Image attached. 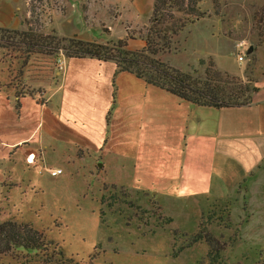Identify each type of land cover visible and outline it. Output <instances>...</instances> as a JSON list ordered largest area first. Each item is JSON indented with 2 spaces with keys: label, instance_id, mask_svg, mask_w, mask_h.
I'll return each mask as SVG.
<instances>
[{
  "label": "rangeland",
  "instance_id": "1",
  "mask_svg": "<svg viewBox=\"0 0 264 264\" xmlns=\"http://www.w3.org/2000/svg\"><path fill=\"white\" fill-rule=\"evenodd\" d=\"M153 6L154 0H29L26 10L27 17L38 20L41 32L49 33L53 25L76 14L80 30L107 38L111 26L116 40L125 32L127 20L138 27L135 31H145ZM201 7L207 15L184 29L175 48L161 58L199 74L205 69L199 61L213 60L219 69L243 78L250 75L249 65H255L252 75L264 82V36L260 45L256 20L264 17V0L221 1L218 9L212 0H204ZM208 32L219 38H210ZM240 54L246 58L240 60ZM64 56L61 53L59 58ZM44 59L45 55L33 56L21 73L22 59L9 70L7 64L1 65L5 76H10L8 82L15 78L14 84L37 89L52 86L61 67L58 59L50 67ZM131 89L143 95V101L137 102L143 104L144 113L129 115L131 129L121 135V145L85 149L79 159L66 145L56 150L32 145L0 165V224L8 223L10 234L15 227L37 230L72 259L66 264H199L210 248L205 241L185 248L178 257L174 254L202 227L213 234L214 245L225 248V264H264V207L259 191L251 202L246 187L222 198L203 196L209 182L203 174L189 171L191 148L183 140L172 147L170 140L168 112L181 115L176 97L145 82L128 85L127 91ZM152 117L161 123L159 136L151 129ZM139 125L141 140L135 132ZM50 167L64 173L53 177ZM5 235L0 232V264L56 259L52 246L44 252L20 245L6 249Z\"/></svg>",
  "mask_w": 264,
  "mask_h": 264
},
{
  "label": "crops",
  "instance_id": "2",
  "mask_svg": "<svg viewBox=\"0 0 264 264\" xmlns=\"http://www.w3.org/2000/svg\"><path fill=\"white\" fill-rule=\"evenodd\" d=\"M28 1L0 0V27L24 29V20L29 16ZM119 2L122 10L125 9ZM76 17L75 14L59 21L49 32L55 30L62 36L78 35L102 43L114 38L111 26L107 38H97L85 29L80 30ZM119 17H123V12ZM81 21L87 28L91 27L84 17ZM123 26L125 32L118 39L127 37L128 28H138L128 20ZM208 35L219 38L215 33L208 32ZM144 45L139 34L129 38L132 49ZM60 66L52 86L32 88L29 91L34 95L20 96L8 84V76L0 63V165L15 158L20 149L32 145L53 150L66 145L74 151L76 159L85 149H114L113 144L123 143L121 135L130 132L129 115L138 112L142 117L143 104L138 106V102L143 101V95L133 89L128 92L127 87L142 84L143 79L127 72L116 74L113 61L93 57L64 56ZM256 86L258 91L251 104L220 109L189 103L173 94L181 115L168 112L172 147L183 140L191 148L187 154L192 158L189 171L205 176L209 185L203 196L207 198H222L246 187L248 200L251 202L259 191L264 207V82L258 79ZM151 119V129L159 136L163 132L161 123L154 117ZM137 127L135 132L141 140L142 125Z\"/></svg>",
  "mask_w": 264,
  "mask_h": 264
},
{
  "label": "trees",
  "instance_id": "3",
  "mask_svg": "<svg viewBox=\"0 0 264 264\" xmlns=\"http://www.w3.org/2000/svg\"><path fill=\"white\" fill-rule=\"evenodd\" d=\"M203 1L154 0L152 15L145 31L128 28L127 37L110 39L106 43L85 40L78 35L62 36L55 30L44 33L40 31L39 26L41 25H37V19V21H32L31 18L26 17L24 29L0 27V63L7 64L9 70L15 61L20 64L22 59L23 63L18 69V73H21L23 68L30 64L32 57L38 54L45 55L44 60L48 62L47 66L49 67L52 62L55 64L61 53L67 58L93 57L100 61H113L116 66V74L123 72L134 74L143 79L146 84L164 89L189 103L219 109L251 104L254 94L258 91L256 86L258 80L252 75L256 68L255 65H249L250 75L243 78L219 69L213 60L208 62L201 59L199 65L204 66L205 69L204 74H199L197 69L186 71L161 58L163 54L169 53L175 48L176 37L184 29L207 15V12L201 7ZM212 1L215 8L218 9L221 1L227 0ZM256 20L259 44L262 45L263 15ZM137 34L145 41V45L139 49H132L129 46V38H134ZM15 80L14 78L8 84L16 89L18 95H34L28 88L24 89L19 84H14ZM7 224H0V232L6 233L5 236L9 238L7 240V247H9L6 249H10L11 245H20L44 252L52 246V255L56 256V259L53 261L44 260L43 264H52V262L66 264L72 261V259H66L59 246L48 241L32 227H15L10 234ZM207 231L208 227H202L192 236L186 246L178 247L174 257H178L179 252L185 248L205 241L210 248L206 257L199 264H225L222 259L225 248L214 245L213 234L209 233L210 235H208Z\"/></svg>",
  "mask_w": 264,
  "mask_h": 264
},
{
  "label": "built area",
  "instance_id": "4",
  "mask_svg": "<svg viewBox=\"0 0 264 264\" xmlns=\"http://www.w3.org/2000/svg\"><path fill=\"white\" fill-rule=\"evenodd\" d=\"M245 58H246V55H244V54H240V55H239V59H240V60H244ZM58 62H59L60 64L62 63V58H61V57L58 59ZM61 173H63V169H62V168L50 169V174H51L52 176H57V175H59V174H61Z\"/></svg>",
  "mask_w": 264,
  "mask_h": 264
},
{
  "label": "water",
  "instance_id": "5",
  "mask_svg": "<svg viewBox=\"0 0 264 264\" xmlns=\"http://www.w3.org/2000/svg\"><path fill=\"white\" fill-rule=\"evenodd\" d=\"M252 50H253V49H252V47H251V48L249 49L248 53H250Z\"/></svg>",
  "mask_w": 264,
  "mask_h": 264
}]
</instances>
